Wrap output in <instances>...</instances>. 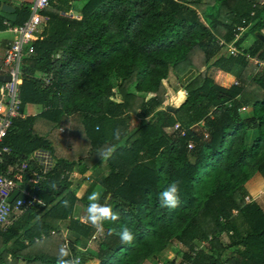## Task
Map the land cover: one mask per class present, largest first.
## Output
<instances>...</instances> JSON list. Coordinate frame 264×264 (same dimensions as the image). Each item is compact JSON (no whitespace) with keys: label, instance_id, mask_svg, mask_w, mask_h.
Returning <instances> with one entry per match:
<instances>
[{"label":"trees","instance_id":"1","mask_svg":"<svg viewBox=\"0 0 264 264\" xmlns=\"http://www.w3.org/2000/svg\"><path fill=\"white\" fill-rule=\"evenodd\" d=\"M75 1L81 3L80 19L61 15L75 8ZM40 14L47 21L32 39L33 55L22 59L19 98L20 112L26 104L45 110L11 121L2 140L9 156L3 157L0 173L38 147L48 148L56 160L46 180L35 184L41 203L0 229V264H57L58 223L80 202L60 175L80 160L58 158L45 136L69 116L74 120L67 132H75L86 148L82 160L116 146L107 161L109 175L100 184L101 203L118 213L119 221H106L98 241L91 239L97 232L90 224L74 221L79 234L91 239L98 264L153 263L170 242L186 248L179 264H264V212L244 202L250 177L264 180V66L241 55L217 56L218 41L230 43L234 28L243 27V36L253 38L243 53L264 64V42L255 36L264 30V0H48ZM15 16L11 25L23 23L27 6L16 8ZM2 22L0 17V31L5 30ZM216 71L223 80L214 81ZM35 73L50 76L48 85L33 79ZM168 74L180 76L185 92L175 105L178 94L168 101L172 112L157 109L163 96L173 93ZM111 75L120 81L115 93ZM130 86L134 93L128 92ZM118 95L116 105L111 98ZM241 107L249 109V117L240 118ZM137 112L139 124L125 134L127 115ZM92 124H98L97 131ZM116 129L122 133L119 145L112 138ZM249 130L254 137L245 150ZM174 181L180 205L169 210L160 206L159 197ZM194 193L202 194L199 204ZM110 228H127L135 240L121 244L118 236L107 234ZM197 241L206 243L205 251L193 252ZM231 248L232 258L222 259Z\"/></svg>","mask_w":264,"mask_h":264},{"label":"built area","instance_id":"2","mask_svg":"<svg viewBox=\"0 0 264 264\" xmlns=\"http://www.w3.org/2000/svg\"><path fill=\"white\" fill-rule=\"evenodd\" d=\"M28 8V17L20 25H11L4 22L6 33L10 35V41L4 47L3 56L0 61V76H8L9 80L5 83H0V163L3 162V157L9 156V149L2 144V140L6 136L8 129L11 126V121L18 118L20 112L19 98V82L21 75V62L23 58L33 55L32 39L38 33L40 25L47 18L40 13L45 10L48 5V0H20ZM63 16H69L72 19H80V15L74 12L61 13ZM235 34L230 43H225L222 40L218 41L220 48H225L228 56L236 57L244 56L253 64L261 65L262 63L255 58H250L244 54L242 50L235 48L234 42L238 40V36L244 30L243 27H235ZM50 76L42 78L43 87L48 85ZM185 94V92H183ZM243 110V109H241ZM178 125L174 126L176 130ZM206 137V135H204ZM188 148H190L188 146ZM55 160L48 148L40 147L33 150L26 159L10 165L2 174L0 173V229L6 230L19 217L23 210L38 204L35 191L38 189L35 184L46 180L54 169ZM14 176L13 179L9 175ZM24 178L26 180H24ZM13 191L17 194L11 202L8 198ZM244 202L249 203L248 197H244ZM55 232L50 231L53 235ZM39 239L44 238L40 235ZM38 238L33 241L37 242ZM26 244V241H24ZM64 246L69 250L68 242L63 240L61 247ZM72 257H75L70 252ZM76 254V252L74 253ZM78 257V256H77ZM79 258V257H78ZM80 259V258H79ZM179 264V263H178Z\"/></svg>","mask_w":264,"mask_h":264},{"label":"crops","instance_id":"3","mask_svg":"<svg viewBox=\"0 0 264 264\" xmlns=\"http://www.w3.org/2000/svg\"><path fill=\"white\" fill-rule=\"evenodd\" d=\"M2 4L8 5L13 9V13H3L0 11V17L3 19L2 25L4 22H7V23L12 22L16 17L15 9L20 7L21 5H24L20 0H0V5ZM71 5L74 6L75 8H73L72 10H69V12H74V13L79 14L78 9L80 8V2L75 1V2H72ZM27 11H28V8H27ZM4 34H7L6 29L4 31H0V35L2 36L0 38V61L3 56L4 47L7 45V43L10 41V38H11L9 34H7L9 35V38H3ZM244 34H245V28L240 33L239 38H241ZM261 36L262 37L264 36V30L261 33ZM242 40H243L242 45L239 48V50H242V51L247 50L249 46H251V44L253 43V38L250 35L243 36ZM257 66H264V64L262 63L261 65H257ZM46 76L47 75L43 73H35L33 79L40 81L42 78ZM213 79L215 82H219L223 80V73L216 71L213 74ZM116 97H118V101H116V103H114L113 101L112 102L117 105L120 103L121 97L119 95ZM171 97L172 98L174 97L173 93L169 97L166 96L165 98L167 101H170ZM247 109L248 108L241 107L240 109L237 110V113L240 114L241 112H244ZM44 110L45 108L43 105L26 104L22 107V111H21L19 118H22V119L32 118V117L37 116ZM248 114H250L249 109H248ZM127 116H130V118L129 120H126L125 122L126 130H127L126 132H124L125 134H128L131 131H133L140 122V118L138 116H134V115H127ZM135 119H137V122L134 121ZM73 120L74 118L72 116L66 117L64 119L63 124L59 125L58 127H55L53 130L48 132L45 137H47L48 141H50V143L54 146L53 149H56L58 156H59L58 158L64 159L65 161L80 160L78 165L71 166V169L65 170V172H62V174L60 175V178L63 179V181L68 183L67 190L72 192L74 195V198H76V200L80 202H77L76 205L74 204L75 206H74L73 215L71 217H67L66 219L60 221L58 223V226H59V230L62 232V233L60 232L62 236L61 245L63 243V240H66L68 242L69 251L72 252L71 249H73L76 252V254L77 252L78 253L80 252L79 253L81 254L80 256L84 259V258H87L88 256L87 253L89 251V248L91 247V242L89 240L93 239L94 237L92 236L91 239L88 240L86 237L79 234L78 230H80V228L76 226L74 221H78V223H80L81 226L88 224L86 219L84 218L86 217V214H85L86 208L89 203L88 196L93 191H100L103 194V189L100 183L102 179H105L106 177H108L109 167L107 166V162H102L100 157L97 158V156H95V158L93 159H88V161L82 160L86 158L84 155V153L86 152L85 151L86 148H83L82 145L80 147L79 136L78 138H75L76 136L75 132H72V133L67 132L68 127L70 126ZM203 122H204L203 120L200 121L198 125L199 126L203 125ZM128 125H130V128H131L130 130L127 129ZM92 128L94 129V131H97L98 124H94ZM79 132L80 130H78V133ZM112 141L114 140H111L110 142L112 143ZM122 142L123 141L121 142L117 141L116 144L119 145ZM53 157H54V154H53ZM54 160H56L55 157H54ZM252 181H250L251 183L246 182L245 184V190H246L245 197H250L251 200L254 202L259 201L260 203H256L257 205H264V193L261 191L262 190L261 188L264 186V180L260 178L259 180H252ZM250 189H252L253 193L249 192ZM261 194H263V197L261 196ZM252 195L254 196V198H252L253 197ZM36 200L40 201L41 203V200L38 199L37 197H36ZM106 200L107 199L103 200L104 203L106 202ZM81 201H85L84 203L86 206L77 207L81 204ZM262 210L264 212V209ZM82 249H85L86 251H82ZM72 254L74 255V253ZM17 264H24V263L17 262ZM85 264H98V262L97 260H89Z\"/></svg>","mask_w":264,"mask_h":264},{"label":"clouds","instance_id":"4","mask_svg":"<svg viewBox=\"0 0 264 264\" xmlns=\"http://www.w3.org/2000/svg\"><path fill=\"white\" fill-rule=\"evenodd\" d=\"M121 130L116 129L113 132V139L115 141L121 140ZM116 151V146L113 144L105 149H102L98 156L102 160V162H107L111 159ZM50 187L53 190L57 189V185L53 182ZM179 183L172 182L164 191L160 193V206L167 208L169 210H174L180 205V196H179ZM102 193L100 191H93L88 196V205L86 208V221L92 228L96 230V232L100 235H103L105 232L104 224L106 221L112 222L115 224L119 221L120 216L118 213L114 212L110 206L101 203ZM40 203V201H37ZM65 206H67V201H65ZM109 236L116 235L119 237L121 244H131L135 240V235L129 229L124 228L120 231H117L115 228H110L107 233ZM82 251H86L82 249ZM57 264H80V259L78 257H72L70 251L62 246L59 249L57 256Z\"/></svg>","mask_w":264,"mask_h":264},{"label":"rangeland","instance_id":"5","mask_svg":"<svg viewBox=\"0 0 264 264\" xmlns=\"http://www.w3.org/2000/svg\"><path fill=\"white\" fill-rule=\"evenodd\" d=\"M187 1H189V3L191 2V1H196V0H187ZM80 6H81V3H80ZM205 11H206V9H205ZM201 17H202V19L203 20H205L206 19V21H208L207 19H208V17L207 16H205V15H203V14H201ZM2 36L0 35V38H1ZM3 38H9V35H7V34H4L3 35ZM238 39H239V36H238ZM228 56V54H227V52H226V49L225 48H221L220 50H219V53H218V55L217 56ZM216 57V56H215ZM218 74H220V73H218ZM45 78V77H44ZM43 78V79H44ZM167 79H168V81H169V85H171L170 86V89H171V91L173 92V94L174 95H177L178 93V95H179V97H178V99L177 100H175L174 101V105L176 104V103H178V101H179V99H180V97L182 96V95H184L183 94V92H184V90H183V87L181 86L182 84V81L180 80L181 78H180V76H176V75H173V74H168V77H167ZM120 81H119V79H116L115 77H114V75H111V79L109 80V86L111 87V93H115V86H116V84H118ZM185 84V83H184ZM128 92L129 93H134V91H133V89H132V86H130L129 88H128ZM166 96H163V99H164V101H163V103H162V105H160V107L159 108H157V109H164L165 110V107L167 106V105H169L168 104V101L166 100V98H165ZM168 97V96H167ZM172 98V97H171ZM111 101H113L114 103H116V101H118V97H112L111 98ZM240 118H247V117H249L250 116V114H248V109L247 110H245L244 112H241L240 114ZM134 116H138V112H137V114L136 115H134ZM151 117V115L150 116H148V118H150ZM135 122H137V119H135L134 120ZM134 122V123H135ZM133 123V124H134ZM66 128V127H65ZM127 129L128 130H130L131 128H130V125H128V127H127ZM168 132H171V131H168ZM246 137H245V139H244V149L245 150H248V148H249V145H250V143H251V141L253 140V137H254V132L252 131V130H249L248 132H246ZM66 137V136H65ZM54 147V146H53ZM60 156H62V155H60ZM261 178V176L260 175H258V174H254V175H252L251 177H250V179L247 181V182H249V183H251L250 181H252V180H259ZM253 182V181H252ZM246 184V183H245ZM245 184H244V190H245ZM262 190V192L264 193V186L261 188ZM255 190V189H254ZM253 190V191H254ZM246 191V190H245ZM249 192L250 193H253L252 192V189H250L249 190ZM194 195L196 196V198L198 199V204H199V202L201 201V197H202V194H198V193H194ZM253 196V195H252ZM251 196V197H252ZM261 196L263 197V194H261ZM252 198H254V196L252 197ZM248 199H249V203H251V202H254V201H252L251 200V198L250 197H248ZM254 203H260L259 201L257 202H254ZM83 204V205H82ZM84 206H86L85 205V203H81L79 206H77V207H84ZM262 209H264V205H259ZM86 214V213H85ZM83 218V217H82ZM85 218V217H84ZM230 234V233H229ZM98 235V236H97ZM228 236V235H227ZM94 238L92 239V241H98L99 239H101L100 237V234H95L94 236H93ZM99 237V238H98ZM226 239L227 238H224L223 236H222V241L224 242V241H226ZM224 243H226V242H224ZM194 249H193V252H195V251H205V248H206V243H204V242H199V241H197V242H194ZM33 248H36V246H34ZM185 246L182 244V243H180V242H170V243H168L166 246H164L162 249H161V251H160V253H159V255L156 257V259H155V262H153V263H151V262H149V261H145V262H141V264H165L166 262H172L173 264H178L180 261H181V259H180V256H181V253L183 252V251H185ZM234 248H231V249H226L225 250V252L222 254V256H221V258L222 259H224V258H228V259H231L232 258V256L234 255ZM80 253V252H79ZM78 252H77V256L80 258V264H85V263H87V261H89V260H96V258H95V253H94V251L91 249V247L89 248V251H88V253H87V258H82L81 256H79V255H81V254H79Z\"/></svg>","mask_w":264,"mask_h":264},{"label":"water","instance_id":"6","mask_svg":"<svg viewBox=\"0 0 264 264\" xmlns=\"http://www.w3.org/2000/svg\"><path fill=\"white\" fill-rule=\"evenodd\" d=\"M0 11L3 12V13H13V9L10 6L5 5V4L0 5ZM255 36L258 39H260L261 41H264V38L259 33H255ZM8 80H9L8 76H5V75L0 76V83H5ZM165 110L166 111H170V112L173 111V109H171L168 106L165 107ZM16 194H17V191H13L11 193V195L9 196V198H8V202H11L13 200V198L15 197Z\"/></svg>","mask_w":264,"mask_h":264}]
</instances>
